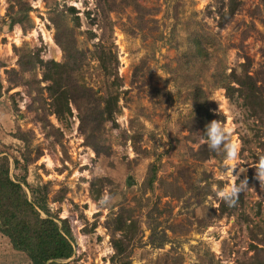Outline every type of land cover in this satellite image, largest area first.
I'll return each mask as SVG.
<instances>
[{"label":"rangeland","instance_id":"obj_1","mask_svg":"<svg viewBox=\"0 0 264 264\" xmlns=\"http://www.w3.org/2000/svg\"><path fill=\"white\" fill-rule=\"evenodd\" d=\"M227 2L0 0V161L13 180L26 178L30 200L34 190L47 195L53 216L68 221L75 249L63 264H247L252 245L264 250L253 166L264 154V114L253 117L223 88L245 63L264 81V0H240L221 27ZM14 17L23 22L11 28ZM60 44L84 56L71 81L117 98L101 126L81 92L70 114L54 115L45 67L22 64L31 53L64 64ZM195 88L231 130V163L194 127ZM241 183L231 205L217 196ZM114 240L127 258L113 260ZM0 264L32 263L0 233Z\"/></svg>","mask_w":264,"mask_h":264},{"label":"trees","instance_id":"obj_2","mask_svg":"<svg viewBox=\"0 0 264 264\" xmlns=\"http://www.w3.org/2000/svg\"><path fill=\"white\" fill-rule=\"evenodd\" d=\"M240 5V0H228L226 9L220 12L221 27H224L238 12ZM22 22V18L14 17L10 27ZM60 45L66 54L64 64L55 61L44 62L39 54L34 53L24 57L21 60L22 64L30 61L32 66L45 67L43 80L49 83L47 86L50 100L48 105L52 106L54 115L63 118L66 114H70V103L78 102V95H80L78 92H81L87 97L88 102L96 103L92 110L96 113H92V121L97 126H101L117 111V98L113 96L97 98L93 90L75 84L74 74L81 68L84 56L71 46ZM98 60L103 61V58ZM103 67L106 71V64ZM249 68V65L245 63L240 73L233 70L229 76L230 81L223 88L229 97L237 94L250 110L251 115L259 118L264 114V81L259 84L257 77L250 74ZM70 87H74L72 93ZM1 96L0 80V98ZM192 100L196 110L193 119L194 127L199 129L204 136L206 124L216 120L217 116L210 111L207 98L200 88H195ZM154 169L151 171L150 185L156 177ZM24 184H27L26 178L19 181L12 179L9 164L2 159L0 161V233L10 240L14 250L26 254L32 264H63V261L74 256L75 240L71 227L66 219L53 216L47 203V195L38 196L37 190H34L36 198L33 201L30 200ZM43 215H46V218ZM130 227L131 225L126 228L130 229ZM119 229H121L119 231L125 230L124 228ZM122 242V240L113 241L115 250L113 260L125 255L127 247ZM251 247L253 255L247 260V264H264V250L256 245ZM125 258H127L126 255L122 259ZM122 264H127V262H122Z\"/></svg>","mask_w":264,"mask_h":264},{"label":"clouds","instance_id":"obj_3","mask_svg":"<svg viewBox=\"0 0 264 264\" xmlns=\"http://www.w3.org/2000/svg\"><path fill=\"white\" fill-rule=\"evenodd\" d=\"M231 130L221 124L218 120H212L205 126L204 137L208 148L214 152H222L224 160L231 163L237 157V146L230 139ZM256 170V179L264 187V154L258 156L256 163L253 165ZM245 184L233 185L231 188H221L217 192V196L225 203L231 205L235 197L240 193Z\"/></svg>","mask_w":264,"mask_h":264}]
</instances>
